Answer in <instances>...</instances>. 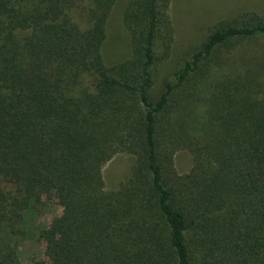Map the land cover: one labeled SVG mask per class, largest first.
<instances>
[{
	"label": "trees",
	"instance_id": "obj_1",
	"mask_svg": "<svg viewBox=\"0 0 264 264\" xmlns=\"http://www.w3.org/2000/svg\"><path fill=\"white\" fill-rule=\"evenodd\" d=\"M171 1L127 0L130 52L108 63L118 0H0V264H264V9L161 77ZM119 153L135 162L107 190ZM26 237L44 258L22 262Z\"/></svg>",
	"mask_w": 264,
	"mask_h": 264
},
{
	"label": "rangeland",
	"instance_id": "obj_2",
	"mask_svg": "<svg viewBox=\"0 0 264 264\" xmlns=\"http://www.w3.org/2000/svg\"><path fill=\"white\" fill-rule=\"evenodd\" d=\"M127 0H118L107 25V40L104 56L108 63L126 57L130 52L128 31L123 25L122 12ZM264 0H172L170 17L174 26V44L167 66L161 69V77L170 75L171 68L185 56L189 50L200 44L210 27L218 21L237 14L256 10L262 12ZM135 157L119 153L103 168V177L107 190L115 189L130 174ZM193 165V156L188 150H180L175 155L178 172L185 173ZM40 216L36 219L42 226H49L60 213L58 199L52 193L45 198ZM19 256L23 263L45 257V245L35 237H26L19 242Z\"/></svg>",
	"mask_w": 264,
	"mask_h": 264
},
{
	"label": "crops",
	"instance_id": "obj_3",
	"mask_svg": "<svg viewBox=\"0 0 264 264\" xmlns=\"http://www.w3.org/2000/svg\"><path fill=\"white\" fill-rule=\"evenodd\" d=\"M171 6V5H170ZM173 23V22H172Z\"/></svg>",
	"mask_w": 264,
	"mask_h": 264
}]
</instances>
